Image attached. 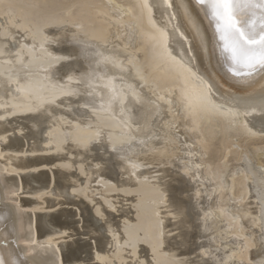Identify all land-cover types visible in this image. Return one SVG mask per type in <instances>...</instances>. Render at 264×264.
Returning a JSON list of instances; mask_svg holds the SVG:
<instances>
[{"label":"bare ground","instance_id":"bare-ground-1","mask_svg":"<svg viewBox=\"0 0 264 264\" xmlns=\"http://www.w3.org/2000/svg\"><path fill=\"white\" fill-rule=\"evenodd\" d=\"M148 3L150 13L143 0H0V264H142V245L149 264H264V165L234 150L264 136V70L228 71L195 0ZM29 80L34 95L18 90ZM109 82L128 94L98 111ZM218 134L219 159L206 161ZM151 165L167 166L166 188ZM112 193L132 210L102 225L118 208ZM250 196L255 211L238 209ZM86 200L98 245H66L75 212H39ZM170 206L186 226L176 243Z\"/></svg>","mask_w":264,"mask_h":264},{"label":"snow or ice","instance_id":"snow-or-ice-1","mask_svg":"<svg viewBox=\"0 0 264 264\" xmlns=\"http://www.w3.org/2000/svg\"><path fill=\"white\" fill-rule=\"evenodd\" d=\"M195 4L204 11L213 27L214 37L218 39L216 47L219 48L229 72L234 76H251L258 70H264V0H195ZM143 7L151 12L152 6L148 0H143ZM160 37L166 43V33L161 32ZM105 59L116 63L111 58ZM11 75L9 72L10 77ZM105 86L112 95L107 107L102 103L98 111L110 110L112 103L117 100L123 104L124 97L128 94L118 90L111 82ZM40 88L39 81L29 80L18 90L34 95ZM113 150L123 151L115 147Z\"/></svg>","mask_w":264,"mask_h":264},{"label":"rangeland","instance_id":"rangeland-1","mask_svg":"<svg viewBox=\"0 0 264 264\" xmlns=\"http://www.w3.org/2000/svg\"><path fill=\"white\" fill-rule=\"evenodd\" d=\"M223 137H222V135L221 134H218V135H216L215 136V138L213 139V140H210L209 141V145H211V146H209V148H210V150H208L209 151V154L207 153V155L206 156H204V159H206V161H214V162H217L218 161V159H219V156H220V154H221V152H222V148H221V150H219V151H216V150H218V148L220 149V147L221 146H223V143H224V140L222 139ZM223 140V142H222V140ZM255 139H256V142H255ZM253 138V140L252 139H250L249 141H248V139H246V141H245V139L244 138H241V140L239 139L238 141L240 142V145L242 146H239L240 148H237V147H235L234 148V150L237 152H240V151H247V152H249V155H250V158L252 159V162L254 163V165L256 166V165H261V166H263L264 165V149L262 148V146H264V136H262V135H259L258 137H256V138ZM260 139V140H259ZM219 140V141H218ZM213 142V143H212ZM220 142H221V144H220ZM219 143V144H218ZM245 143V144H244ZM218 145V146H217ZM245 145V146H244ZM214 147V148H213ZM218 147V148H217ZM256 147H261L262 149H256ZM216 149V150H215ZM238 149V150H237ZM212 150V151H211ZM234 151V152H235ZM258 151V152H257ZM260 151V152H259ZM217 152V153H216ZM218 154V155H217ZM235 153H233L231 156H229L228 157V159H227V161L225 162V164L227 165V166H229L230 168H232V167H234V166H236V165H238L239 163L237 162V160H236V154L234 155ZM215 155V156H214ZM234 155V156H233ZM217 156H218V158H217ZM215 158V159H214ZM233 158V159H232ZM211 161V162H212ZM151 167V169L153 170V171H155L153 174H152V176H153V181L154 182H156V184L157 185H160V184H162V185H160L161 187H162V189H164V188H166L167 187V185H163V183L164 184H167V183H169V181L168 180H170L171 181V177H169L168 176V174H165L164 172H163V169L165 168L166 169V165H160V166H150ZM169 168H171V169H169L170 171H169V173L170 174H177L178 172L177 171H175V169H172V167L170 166ZM263 169H264V166H263ZM173 170V171H172ZM263 171V170H262ZM180 174V173H179ZM178 174V175H179ZM238 189V191H240L239 189H240V187H239V185L237 186V187H235L234 188V192L236 191V190ZM237 191V192H238ZM190 194L191 192H186V193H184L183 194V196L184 197H187V194ZM188 194V195H189ZM192 194V193H191ZM106 196H107V198H109V199H111L112 201H114V202H116L117 204H116V208H117V210L119 211V210H121V211H117L116 209H113L112 211H113V213H112V215H110V216H108V215H106V217L107 218H105V220L103 221V223L101 222V224L102 225H104L105 224V222L107 221V220H110L111 218L113 219L112 221H113V223H117V222H119L121 219V215H122V217H123V215H125L124 213H126L129 209H130V207H129V205H131V201H132V199L129 197V199L130 200H125V199H123L122 198V196H120V195H117L116 193H112V194H105ZM168 195H169V192H168ZM106 196H104V197H106ZM25 197H27V196H25ZM50 197V196H49ZM29 198V197H28ZM31 198V197H30ZM96 198L97 199H101L102 198V195H96ZM251 198V196L250 197H248L246 200H244V202L242 201V204H237V206H238V209H240V205H241V207L242 208H245V206H248L249 208H251V213H253L255 210H254V208H255V206L254 205H252V202H253V200H252V198ZM60 200V199H59ZM87 201V200H86ZM123 202V203H121L120 204V202ZM90 202L91 201H87V205L84 207L85 209H83V204H81V205H79V206H76V205H74V204H64V202L62 203V202H60L59 203V205L57 204V206H55L56 207V209H54V207L53 208H50V209H45L44 211L42 210V211H40L39 212V214L40 215H43L42 213H44V212H46L47 214H49L50 212H51V215H52V213L53 214H57V215H60V213H62L63 212V210H65V212H68V213H72V212H75L76 213V215L77 214H79V215H77V216H75L74 217V214L75 213H72V215H71V219L74 221V222H76V223H74V227L73 228H71V230H68V232H70V231H72L71 232V234L73 235V237L72 238H69V237H67V235L65 236V238L63 239V240H61L63 243H67L69 240V242L66 244V245H74L75 243L77 244V242H79L77 245H80L81 244V246L85 243V245H87V243L86 242H88V244L89 245H91V247L93 246V247H97V245H98V237H100L99 236V234L97 233V232H90V231H88V230H91L92 229V227H91V229H89L90 228V226H89V228H87V222H86V219H89V217L87 216L86 217V215H89L90 213H91V211H92V209L94 208V206H95V200L93 201V202H91L92 204H90ZM230 204H233V203H235V202H233V201H230L229 202ZM71 205V206H70ZM127 207L126 209H125V206ZM169 205H171V201L169 202V204H168V206ZM88 206V207H87ZM90 206V207H89ZM122 206H123V208H122ZM59 207V208H58ZM87 208H89V209H87ZM241 208V209H242ZM125 210L124 211V213H122V211L123 210ZM128 209V210H127ZM67 210V211H66ZM75 210V211H74ZM84 210V211H83ZM130 210H132V209H130ZM59 211H61L60 213H59ZM70 211H72V212H70ZM81 211H82V214H81ZM164 211H168V215H166V214H164V215H166L165 217H166V221H165V223L167 222V225H169L168 226V228L166 229V236H169L170 237V239L172 238V243H176V241L178 242V241H181L180 239H184V236H183V234H184V232L186 231V226L185 225H182V224H180L179 222L181 221V219L183 218V216L181 215V214H177V211H175V207L173 208V207H169L168 209H164ZM86 212L88 213V214H86ZM45 213V214H46ZM105 214V213H104ZM50 215V214H49ZM56 215V216H57ZM53 216H55V215H53ZM85 216V217H84ZM113 216V217H112ZM82 217V218H81ZM109 217H111L110 219H108ZM86 218V219H85ZM77 220V221H76ZM79 220V221H78ZM111 221V220H110ZM111 221V222H112ZM100 224V223H99ZM100 224V225H101ZM179 224V225H178ZM89 225V224H88ZM171 225H174V226H171ZM176 225V226H175ZM85 226V227H84ZM78 227V228H77ZM176 227V228H175ZM178 227H185L184 228V231L181 229V228H178ZM83 228V229H82ZM178 228V229H177ZM74 229H77V231L76 230H74ZM86 230V231H85ZM168 230V231H167ZM82 231H84V232H82ZM87 231L88 232H90V234L89 233H87ZM74 232H75V235H74ZM81 234H80V233ZM182 232V233H181ZM79 233V234H78ZM82 233H84V234H82ZM86 233V234H85ZM95 233V234H94ZM90 235V236H89ZM74 236H76V237H74ZM93 236V237H92ZM98 236V237H97ZM103 236V235H102ZM181 237V238H180ZM74 238V239H73ZM90 238V239H89ZM194 239H195V241H194ZM193 239V242L195 243V246H191V245H189V246H191V247H189V248H191V249H194L195 247H196V243L198 242L197 241V239L198 238H194ZM78 240V241H77ZM84 240V241H83ZM94 240H95V242H94ZM200 240V239H199ZM204 239H202V241H203ZM75 243H74V242ZM77 241V242H76ZM202 241H200V242H202ZM81 242V243H80ZM84 242V243H83ZM71 243H73V244H71ZM199 243V242H198ZM65 244H64V247H66L67 248V246H65ZM75 244V245H76ZM76 245V246H77ZM66 248H63V252L65 253L66 252ZM141 249H139V251L142 253V264H149V260L151 259V257H150V259L147 257L149 254H147V252H145L146 250V248H144L143 247V245L140 247ZM142 248H144L143 250H145L144 251V253L146 254H144L142 251ZM128 252L126 251L125 253H123L124 255H127L128 256V254H127ZM194 253H198V250H196V251H193V252H191V254H189V255H183V256H180V258L181 259H183V260H186L187 262H190L189 260L190 259H193V258H195L196 257V254H194ZM251 256L253 257L254 256V250H251ZM129 257V256H128ZM146 259H145V258ZM143 259H144V261H143ZM149 259V260H148ZM111 261H114V263H110V264H115V262H116V260H113L112 258L110 259ZM131 261V262H130ZM96 264L95 262H93V261H89V262H85V263H82V264ZM117 263H119V264H137V263H135V262H133L132 260H131V258H124V262H121V261H117ZM190 264V263H189Z\"/></svg>","mask_w":264,"mask_h":264},{"label":"water","instance_id":"water-1","mask_svg":"<svg viewBox=\"0 0 264 264\" xmlns=\"http://www.w3.org/2000/svg\"><path fill=\"white\" fill-rule=\"evenodd\" d=\"M3 245H4V243H3Z\"/></svg>","mask_w":264,"mask_h":264}]
</instances>
